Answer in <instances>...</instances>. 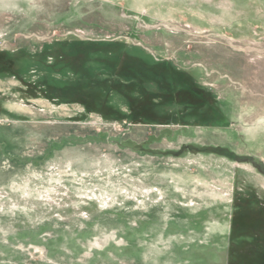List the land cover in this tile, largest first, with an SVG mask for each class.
<instances>
[{"label": "rangeland", "instance_id": "obj_1", "mask_svg": "<svg viewBox=\"0 0 264 264\" xmlns=\"http://www.w3.org/2000/svg\"><path fill=\"white\" fill-rule=\"evenodd\" d=\"M0 264H264V0H0Z\"/></svg>", "mask_w": 264, "mask_h": 264}]
</instances>
